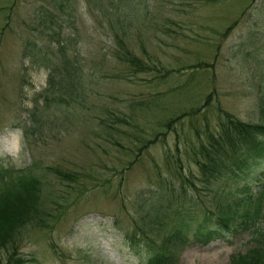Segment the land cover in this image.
I'll use <instances>...</instances> for the list:
<instances>
[{"label":"rangeland","instance_id":"rangeland-1","mask_svg":"<svg viewBox=\"0 0 264 264\" xmlns=\"http://www.w3.org/2000/svg\"><path fill=\"white\" fill-rule=\"evenodd\" d=\"M70 13L74 27L51 0H0V172L12 175L0 195L30 170L46 216L0 249V264L15 252L24 264H149L156 246L169 264H231L263 247L264 218H242V190L257 198L264 177L206 182L195 159L226 113L264 124V0H76ZM120 21L154 71L114 58ZM59 41L81 60L82 84L52 90L51 75L64 80L51 71ZM174 212L191 221L183 245L168 239ZM204 217L218 230L209 242L196 235Z\"/></svg>","mask_w":264,"mask_h":264},{"label":"trees","instance_id":"trees-1","mask_svg":"<svg viewBox=\"0 0 264 264\" xmlns=\"http://www.w3.org/2000/svg\"><path fill=\"white\" fill-rule=\"evenodd\" d=\"M51 4L59 12V17L69 19L68 26H75V23L71 22L73 14L70 11L75 10L76 0H51ZM47 16L55 18L57 15L47 12ZM63 23H65V20ZM120 23L122 26L120 31L115 34V46L112 49L114 58L136 73L154 71V66H149L148 63L139 58L123 38L128 36V30L131 29L132 25H125L122 21ZM116 26H119V21L112 25V27ZM232 29V26L228 28L227 34ZM119 32H122V34H119ZM58 44L60 45L59 64L55 65L57 67L51 71L55 74L61 70V74L64 73V80L57 82L53 80V75H51L50 85L52 90L55 89V86L66 89L64 81L67 77L70 79L69 87L74 88L81 85V60L78 57H71L68 49L63 47L61 41ZM42 58L41 63L37 59V64L48 69L52 68L53 64L50 59L46 56ZM196 156L195 162L206 182L212 179L219 180L222 177L229 178V180H241L252 174L258 178L257 182H261L260 178L264 177V172L255 173L254 171L264 159V124L245 123L230 113H226L220 129L216 133L211 132L207 135V142L202 143ZM18 173L24 174L17 176L20 188L14 189V191L7 190L0 195V249L14 248L18 235L28 224L35 222L38 226H44L46 222L45 212L38 206V199L40 200L39 181L32 176L30 170ZM56 174L60 177L61 171L56 170ZM63 176L65 179H70V181L75 180V177L71 175ZM8 180H12L11 171L1 170L0 184H7ZM11 182H14V180ZM261 185L262 189L259 191L257 198L252 196L250 188L242 190L243 194L246 195L245 200L249 201L247 203L244 201L247 207L242 215L247 223L249 220L256 221L264 218V182ZM228 209L222 211L217 217L219 224L229 226V221L232 220L233 215L232 208L229 207ZM173 217L178 219L179 227L174 229V233L168 239L169 241H179L181 245L186 244L189 238V224L191 221L178 217L175 212ZM206 220L208 219L204 217V223L199 224L200 227L196 235L200 240L209 242L215 237L218 230L209 227ZM149 251L151 252L149 254L151 255L149 264H169L172 261V255L165 246H156L150 248ZM26 262V259L18 256L16 252L11 254V258L8 259V264H24ZM231 264H264V246L250 250L246 254L233 256Z\"/></svg>","mask_w":264,"mask_h":264}]
</instances>
